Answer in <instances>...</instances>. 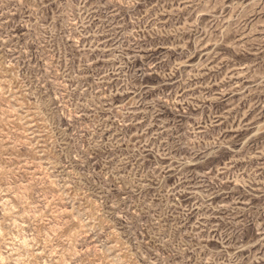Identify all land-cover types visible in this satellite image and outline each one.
<instances>
[{
  "label": "rangeland",
  "instance_id": "1",
  "mask_svg": "<svg viewBox=\"0 0 264 264\" xmlns=\"http://www.w3.org/2000/svg\"><path fill=\"white\" fill-rule=\"evenodd\" d=\"M0 264H264V0H0Z\"/></svg>",
  "mask_w": 264,
  "mask_h": 264
}]
</instances>
